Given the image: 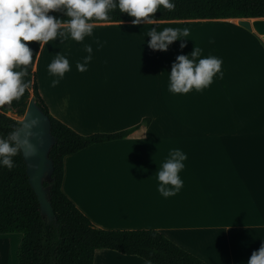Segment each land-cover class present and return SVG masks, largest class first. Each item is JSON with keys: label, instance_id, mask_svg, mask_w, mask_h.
<instances>
[{"label": "crops", "instance_id": "1", "mask_svg": "<svg viewBox=\"0 0 264 264\" xmlns=\"http://www.w3.org/2000/svg\"><path fill=\"white\" fill-rule=\"evenodd\" d=\"M264 18V17H258ZM249 20L248 26L241 20ZM256 18L107 21L83 42L57 37L41 46L34 71L50 113L82 134L115 132L149 117L129 136L93 144L64 159L63 191L100 228L157 229L208 264H247L264 243V35ZM190 29L186 46L153 50L148 31ZM102 43L97 49L96 38ZM92 44L93 60L76 62ZM196 47L222 58L224 75L202 91L168 90L172 63ZM63 52L70 63L56 87L47 65ZM40 78H39V76ZM38 79H40L38 81ZM13 116V114H12ZM15 117V116H14ZM172 148L187 154L173 196L155 173ZM21 233L0 234L8 264H18ZM94 264H149L99 249Z\"/></svg>", "mask_w": 264, "mask_h": 264}, {"label": "trees", "instance_id": "2", "mask_svg": "<svg viewBox=\"0 0 264 264\" xmlns=\"http://www.w3.org/2000/svg\"><path fill=\"white\" fill-rule=\"evenodd\" d=\"M173 3V10L160 6L149 15L154 16V20L264 17V0H173ZM50 14L68 19L63 12L51 11ZM133 19L135 17L116 9L107 21ZM22 42L33 51V62L28 66L29 76L26 77L31 80V86L19 99L0 106V136H7L18 128V117L25 114L34 96L49 115L55 137L50 151L54 171L51 180L45 181L50 188L55 217L48 219L42 214L39 199L29 182L22 151L13 158L15 166L11 170L6 166L0 167V234H22L17 250L18 264H94L99 249L139 256L151 264H208L157 229L110 230L97 227L63 191L64 159L67 155L93 144L125 138L141 124H149L151 119L147 117L133 127L115 132H78L53 116L39 93L34 66L40 42Z\"/></svg>", "mask_w": 264, "mask_h": 264}, {"label": "clouds", "instance_id": "3", "mask_svg": "<svg viewBox=\"0 0 264 264\" xmlns=\"http://www.w3.org/2000/svg\"><path fill=\"white\" fill-rule=\"evenodd\" d=\"M160 6L168 10L175 8L173 0H0V106L11 104L30 89L31 80L26 77L29 76L28 66L33 62V51L22 40L38 41L41 46L57 37L61 44L69 39L83 42L86 36H93L94 24L110 19L116 9L135 17L132 23L138 25L154 20L155 17L149 14L155 13ZM51 11L63 12L68 19L51 15ZM189 31L188 27H165L159 31L153 27L148 31L151 39L147 43L153 50L167 51L174 41L181 40L180 47L184 48V38H188ZM95 42L97 49L103 46L98 37ZM84 51L87 55L82 57L83 62H76L80 72L86 71L88 63L93 60L92 44H84ZM201 52L202 49L195 45L189 55L176 57L168 72L170 92L202 91L212 84L214 76L219 74V78L223 77L222 58L201 56ZM47 69L54 77L51 80L54 88L70 71L69 59L61 51ZM38 123V118L26 120L7 136H0V167L6 166L11 170L17 154L34 150L30 141L31 129ZM186 159L187 154L182 149L172 148L168 158L159 165L155 175L159 181L157 190L162 196H173L183 187L184 181L179 173L184 169ZM247 264H264V243L252 252Z\"/></svg>", "mask_w": 264, "mask_h": 264}, {"label": "water", "instance_id": "4", "mask_svg": "<svg viewBox=\"0 0 264 264\" xmlns=\"http://www.w3.org/2000/svg\"><path fill=\"white\" fill-rule=\"evenodd\" d=\"M259 19L258 25L264 33V18ZM241 23L248 26L250 21L245 19L241 20ZM33 118L39 119L38 125L33 126L31 129L32 136L30 141L34 146V150L31 153L24 150L22 155L26 162L29 182L39 199L41 212L48 219H53L55 211L50 198V188L45 185V181L51 180L54 171V163L50 157V151L55 142V137L52 133L49 115L37 103L34 96L31 97L25 114L18 119V128L24 121H31ZM21 138H23V132H21Z\"/></svg>", "mask_w": 264, "mask_h": 264}, {"label": "bare ground", "instance_id": "5", "mask_svg": "<svg viewBox=\"0 0 264 264\" xmlns=\"http://www.w3.org/2000/svg\"><path fill=\"white\" fill-rule=\"evenodd\" d=\"M258 21H260L259 18L253 19L252 24L264 35V33L260 30V26L258 25ZM6 248L7 247L5 244H1L0 246V264H8L7 260L5 259V256L8 254Z\"/></svg>", "mask_w": 264, "mask_h": 264}, {"label": "rangeland", "instance_id": "6", "mask_svg": "<svg viewBox=\"0 0 264 264\" xmlns=\"http://www.w3.org/2000/svg\"><path fill=\"white\" fill-rule=\"evenodd\" d=\"M163 28H165V27H162V29H163ZM162 29H161V30H162ZM38 76H39V75H38ZM39 78H40V76H39ZM39 80H40V79H38V81H39ZM11 115H12V114H11ZM13 116L18 117L16 114H13ZM18 118H21V117H18Z\"/></svg>", "mask_w": 264, "mask_h": 264}]
</instances>
